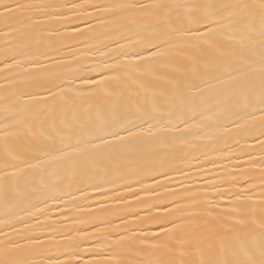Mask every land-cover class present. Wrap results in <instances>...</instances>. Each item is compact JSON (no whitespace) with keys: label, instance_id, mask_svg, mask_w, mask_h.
<instances>
[{"label":"snow or ice","instance_id":"snow-or-ice-1","mask_svg":"<svg viewBox=\"0 0 264 264\" xmlns=\"http://www.w3.org/2000/svg\"><path fill=\"white\" fill-rule=\"evenodd\" d=\"M0 264H264V0H0Z\"/></svg>","mask_w":264,"mask_h":264}]
</instances>
